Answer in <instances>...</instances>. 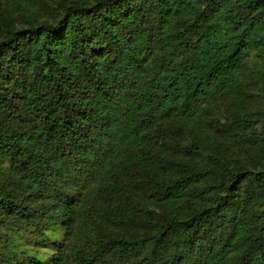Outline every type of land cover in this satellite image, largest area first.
<instances>
[{"label":"trees","instance_id":"trees-1","mask_svg":"<svg viewBox=\"0 0 264 264\" xmlns=\"http://www.w3.org/2000/svg\"><path fill=\"white\" fill-rule=\"evenodd\" d=\"M35 1L0 0V264H264V0Z\"/></svg>","mask_w":264,"mask_h":264},{"label":"rangeland","instance_id":"rangeland-1","mask_svg":"<svg viewBox=\"0 0 264 264\" xmlns=\"http://www.w3.org/2000/svg\"><path fill=\"white\" fill-rule=\"evenodd\" d=\"M35 3L38 5L41 4L39 1H35ZM233 153L236 154V156L238 155V152L235 149H233ZM48 234L51 238L59 239L61 237V234L55 229L49 231ZM17 239L20 241L21 245L28 248V250L30 249V253L39 256L49 255L50 253V248L46 244H43L40 239L35 238L34 235L27 230L18 233Z\"/></svg>","mask_w":264,"mask_h":264}]
</instances>
